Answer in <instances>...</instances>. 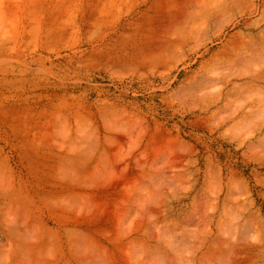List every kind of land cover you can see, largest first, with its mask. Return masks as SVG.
I'll use <instances>...</instances> for the list:
<instances>
[{"label":"rangeland","instance_id":"374dc122","mask_svg":"<svg viewBox=\"0 0 264 264\" xmlns=\"http://www.w3.org/2000/svg\"><path fill=\"white\" fill-rule=\"evenodd\" d=\"M263 37L264 0H0V264H264Z\"/></svg>","mask_w":264,"mask_h":264},{"label":"bare ground","instance_id":"6f19581e","mask_svg":"<svg viewBox=\"0 0 264 264\" xmlns=\"http://www.w3.org/2000/svg\"><path fill=\"white\" fill-rule=\"evenodd\" d=\"M259 42L262 43V46L253 47L251 49L250 53H251V55H254L255 57H258L260 59H264V51L261 53L259 51H257V49H264V37L261 38V40ZM253 44H257V42H253V43L251 42V45L250 44L249 45L252 46ZM248 51H250V50H248ZM241 74H243V73H241ZM241 78H243V77H241ZM244 78H245L244 84L246 82L257 83V82L263 81L264 80V69H258L256 71L247 73L246 75H244ZM244 84L243 83L237 84L236 89L241 88V86H243ZM237 86H240V87L237 88Z\"/></svg>","mask_w":264,"mask_h":264}]
</instances>
